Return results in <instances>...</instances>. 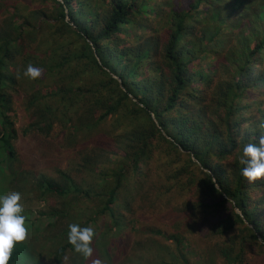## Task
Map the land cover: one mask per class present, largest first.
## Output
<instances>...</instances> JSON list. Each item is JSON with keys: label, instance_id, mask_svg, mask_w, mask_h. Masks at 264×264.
<instances>
[{"label": "trees", "instance_id": "trees-1", "mask_svg": "<svg viewBox=\"0 0 264 264\" xmlns=\"http://www.w3.org/2000/svg\"><path fill=\"white\" fill-rule=\"evenodd\" d=\"M20 104L66 154L58 178L18 166ZM262 125L264 0H0V196L27 228L8 264H111L110 240L140 264H264V179L241 163ZM73 223L95 226L90 257Z\"/></svg>", "mask_w": 264, "mask_h": 264}, {"label": "rangeland", "instance_id": "rangeland-1", "mask_svg": "<svg viewBox=\"0 0 264 264\" xmlns=\"http://www.w3.org/2000/svg\"><path fill=\"white\" fill-rule=\"evenodd\" d=\"M32 116L29 111L26 110L24 105L20 104V109L16 111V127L18 129V136L12 138V150H14L15 155H17L20 164L19 167L31 168L38 170L39 173L54 176L58 178V168H66L67 164V157L66 154L64 155V151L60 149H56L54 146L48 148L47 140L43 139V134L40 132L38 126L32 124ZM32 124V125H31ZM53 143V142H51ZM59 165V166H58ZM50 205L54 204L57 201L54 197L49 196ZM100 202L94 201L91 206V211L95 212ZM36 208L41 210L42 208H47L46 203L36 199L35 202ZM142 207V208H141ZM151 207L147 204H141L138 210L139 216V228L149 231L151 227H158L159 220L155 217H152L151 214ZM51 212V211H50ZM79 214V213H77ZM80 215V214H79ZM43 217V225L41 226L42 229H45L47 222H53L52 219L48 217ZM87 216L80 215L81 221H84ZM171 217V216H168ZM177 219V217H174ZM178 220V219H177ZM68 222V219H64V224ZM102 220L100 218L95 219V224L99 228V231L102 227L101 224ZM40 227V228H41ZM91 227L96 229L95 226L92 224ZM162 227L165 226V221L163 222ZM122 233V232H121ZM129 235V234H128ZM130 236V235H129ZM122 237L124 241H127L124 233H122ZM133 240V238L131 237ZM111 244L115 243V249L113 254L111 255L110 263L111 264H123L126 260L130 259L135 261L133 264H140L136 262L140 257H142V253H136L133 251V248L123 245V251L119 250V243L110 240ZM86 259H82V264H88L90 262H83Z\"/></svg>", "mask_w": 264, "mask_h": 264}, {"label": "clouds", "instance_id": "clouds-1", "mask_svg": "<svg viewBox=\"0 0 264 264\" xmlns=\"http://www.w3.org/2000/svg\"><path fill=\"white\" fill-rule=\"evenodd\" d=\"M23 75L34 80L40 77L41 70L28 65ZM261 127L264 128V125ZM241 163L245 165L242 175L249 183L264 179V134L259 136L256 143L244 145ZM20 200L19 192L0 196V264H8L15 244L25 240L27 236L26 217L22 214L24 209ZM94 236L95 231L91 226L82 227L75 223L68 226L67 242L76 253L85 258L92 255L91 243ZM90 263L103 264L101 260Z\"/></svg>", "mask_w": 264, "mask_h": 264}]
</instances>
